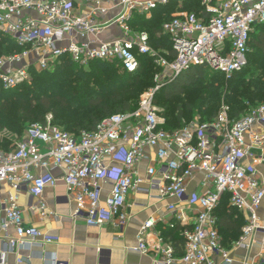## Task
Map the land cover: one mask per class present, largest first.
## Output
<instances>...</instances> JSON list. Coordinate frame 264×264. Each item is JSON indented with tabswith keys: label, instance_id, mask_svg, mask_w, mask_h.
<instances>
[{
	"label": "built area",
	"instance_id": "built-area-1",
	"mask_svg": "<svg viewBox=\"0 0 264 264\" xmlns=\"http://www.w3.org/2000/svg\"><path fill=\"white\" fill-rule=\"evenodd\" d=\"M112 1L0 0V35L21 49L0 57V91L30 82L34 71H53L64 57L80 67L95 61L116 63L133 74L140 69V57L149 56L163 70L155 78L156 88L141 98L134 111L107 117L94 131L74 136L55 126L49 115L45 124L29 126L12 151L0 150V183L11 189L8 198L0 200V226L5 232L15 230V236H5L0 264H9L7 256L18 249L43 247L44 243L36 242L42 233L25 226L18 196L28 191L41 199L48 188L57 186L56 170L62 171V181L74 195L75 216L85 215L90 227L124 229L131 220L126 208L132 193L177 201L167 209L175 216L172 227L185 228L181 255L160 236L159 245L150 244L149 232L156 226L153 219L139 232L138 251L156 252L158 264H232L216 215L222 199L229 195L231 205L247 215L242 235L231 248L250 252L259 246L260 254L244 264H264V180L258 170L264 164V105L238 120H231L230 107L223 105L211 122L197 118L168 131L154 103L161 84L170 83L190 67L226 76L244 69L254 28L264 24V0H201L205 17L178 11L162 27L172 42V61L151 46L148 33L131 25L134 15L150 18L171 0ZM109 29L115 34L105 38ZM152 149L154 157L147 154ZM144 162L149 165L142 177ZM114 174L112 190L103 199L102 186ZM198 175L203 176L201 191L189 197L188 183ZM183 203L197 207L192 222L178 208ZM30 209L43 216L48 211L44 202ZM27 263L28 259L19 258L15 264ZM52 263L61 264L56 257Z\"/></svg>",
	"mask_w": 264,
	"mask_h": 264
},
{
	"label": "trees",
	"instance_id": "trees-1",
	"mask_svg": "<svg viewBox=\"0 0 264 264\" xmlns=\"http://www.w3.org/2000/svg\"><path fill=\"white\" fill-rule=\"evenodd\" d=\"M186 10L199 17L206 16L201 0H171L168 5L155 9L150 18L134 15L131 25L136 31L148 33L151 46L172 61L175 58L172 42L163 34L162 27L173 19V14ZM249 48L248 63L259 65L250 77L243 75L248 64L231 76L194 66L166 84L155 96L171 101L183 97L189 88L202 84L199 103L203 102L201 104L205 108L206 102L213 105L216 94H224L231 120H238L254 107L264 105V24L255 26ZM20 51L10 38L0 35V56ZM140 63L137 72L128 74L116 63L95 61L88 67H80L69 57H64L53 71H34L30 82L13 90L0 91V131L8 130L21 136L27 124H45L48 114L53 115L55 126L74 136L83 131H94L107 117L137 108L136 101L127 97L131 91H145L154 86L155 75L161 68L155 66L154 59L149 56H141ZM218 113L212 112L208 117L199 115V118L202 122H211ZM177 120L176 124L184 127L195 118L179 112ZM166 121L165 129L168 131L182 128L167 117ZM4 146L0 144V147ZM13 149L1 150L10 152ZM216 215L222 245L229 248L241 237L247 218L240 209L231 205L229 195L222 199ZM184 229L179 224L171 228L161 227L162 238L172 243L179 254L185 245Z\"/></svg>",
	"mask_w": 264,
	"mask_h": 264
},
{
	"label": "crops",
	"instance_id": "crops-1",
	"mask_svg": "<svg viewBox=\"0 0 264 264\" xmlns=\"http://www.w3.org/2000/svg\"><path fill=\"white\" fill-rule=\"evenodd\" d=\"M113 34L115 30L109 29L104 37L110 38ZM147 154L154 157L155 150H148ZM111 164L116 167V170L121 169V166ZM148 165V162L141 164L142 177H145ZM258 170L264 180V164L259 165ZM62 174L60 170L54 171V175L59 179L58 184L55 188H48L41 199L33 198L28 191L19 194L18 203L23 212L25 226L38 229L42 236L36 242L44 243V245L32 249H18L7 256V263L15 264L17 259L24 258L29 260V264H53L52 258L56 257L61 264H158L159 256L156 252L143 254L138 251L139 232L145 222L153 219L156 226L149 232V242L151 245H159V236L162 237L161 227L171 228L175 223V216L168 212L167 207L170 203L177 201H157L144 193H132L126 208L131 220L124 229L120 230L112 225L90 227L86 223L85 215L75 216L74 195L65 187ZM115 177L116 174L109 177L103 184V199L111 192ZM202 178V175H198L188 183L189 197L201 191ZM10 192L9 185L0 183V200L8 198ZM41 202L46 203L48 207L45 216L39 211L30 209ZM178 208L189 218V222L193 221L196 206L190 207L189 204L183 203L179 204ZM262 213H264V202ZM243 215L247 218L245 213ZM6 235L15 236V230L10 228L5 232L0 226V251L4 247ZM228 249L234 261L232 264H244L247 260L256 258L261 252L259 246H253L250 252L231 247ZM180 252L183 253V251ZM218 264H222L221 261Z\"/></svg>",
	"mask_w": 264,
	"mask_h": 264
},
{
	"label": "rangeland",
	"instance_id": "rangeland-1",
	"mask_svg": "<svg viewBox=\"0 0 264 264\" xmlns=\"http://www.w3.org/2000/svg\"><path fill=\"white\" fill-rule=\"evenodd\" d=\"M186 11L192 12L191 10H186ZM4 55H7V54H4ZM262 59L264 61V58H262ZM263 64H264V62H263ZM155 66H157V65L155 64ZM258 67H259L258 64L255 65V64H253L252 62L249 61L248 66H247L245 72L243 73V75L246 76V77H250L251 72L253 70H255V69H258ZM162 72H163L162 69L160 71H158V73L155 75V78H156L157 75H161ZM155 78H154V86L153 87H151V88H149V89H147L145 91H141L139 89H136V91H134V92L131 91L127 95L128 99L132 100V101H136V103H137L136 105L138 107L141 98L146 93H148L151 90H154L156 88L157 85L155 83ZM161 85L162 86H161L160 90L164 87L163 85H165V82H163ZM127 92H129V91H127ZM155 97H154V103L157 106V108L159 109L161 115L165 119L167 117L168 120L173 122L178 127H182L183 126V125H181L179 123L176 124L178 122L177 114L179 112H182L183 115H189L190 117H193V115H194L195 119H197V118L200 119L199 115H201V116L205 115L206 117H208L209 115L212 114V112L213 113H218L223 105H227L228 106V104H227V102L225 100L226 99L225 95L224 94H216L215 100L213 101V105L208 103V102H206L207 105H205V108H204L203 104H201L203 102L199 103V101H200L199 98L202 97V84L195 85V86L189 88L185 92V95L183 97L175 98V99H173L171 101H166L163 98H158V97L155 98ZM260 105H263V104H260ZM189 107H191V109H189ZM49 115H52V114H48L47 116H49ZM34 124H37V123L27 124L26 127H25V130H24V132H23V134L21 136L20 135H15V134L11 133L8 130L0 131V144L2 146H4L5 143L7 142V144L4 147H0V150L4 149V148H7L8 150L11 149V148H15L16 145L22 140L27 128L29 126H31V125H34Z\"/></svg>",
	"mask_w": 264,
	"mask_h": 264
}]
</instances>
